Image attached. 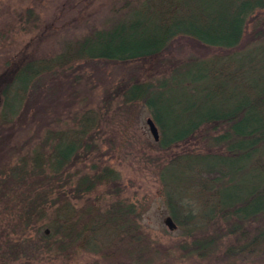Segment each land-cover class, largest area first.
I'll list each match as a JSON object with an SVG mask.
<instances>
[{"label": "rangeland", "instance_id": "rangeland-1", "mask_svg": "<svg viewBox=\"0 0 264 264\" xmlns=\"http://www.w3.org/2000/svg\"><path fill=\"white\" fill-rule=\"evenodd\" d=\"M127 1L132 0H0V74L23 53L49 62L68 44L122 16ZM179 43L158 60L73 61L55 68L38 80L23 115L8 123L0 117V264H264V252H229L264 228V215L232 236L226 234L232 220H208L197 228L195 219L190 232L164 224L169 209L161 171L180 155L220 151L212 139L224 128L204 126L161 150L143 104H124L117 90L132 79L161 80L189 57L221 53L187 39ZM87 111L96 113L99 128L84 135L66 169L56 177L48 162L35 167L37 155L45 159L50 153L52 138L70 137ZM106 169L115 179L100 180L85 193L69 190L81 177L95 180ZM68 199L73 240L54 233L51 223L54 209ZM127 205L134 214L117 218L119 207ZM107 219L109 230L93 226ZM203 238L212 239L206 250L197 244Z\"/></svg>", "mask_w": 264, "mask_h": 264}, {"label": "trees", "instance_id": "trees-1", "mask_svg": "<svg viewBox=\"0 0 264 264\" xmlns=\"http://www.w3.org/2000/svg\"><path fill=\"white\" fill-rule=\"evenodd\" d=\"M122 11V16L68 44L49 62L17 55L0 74L1 119L8 123L17 113L23 115L28 95L39 87L42 75L73 61L158 60L183 39L214 48L221 53L189 57L175 63L161 80L132 79L117 92L124 104H143L157 126L161 150L183 143L204 126L224 128L212 139L220 151L180 155L163 168L160 178L177 228L190 232L196 228L189 225L195 219L197 228L208 220H232L226 234H239L244 225L264 215V0H132ZM246 35L249 41L242 46ZM98 120L96 113L87 111L77 120L76 132L64 140L52 138L47 158L37 155L34 166L48 162L58 177L82 147L84 135L99 128ZM10 176H17L16 171ZM108 179L115 175L106 169L95 180L81 177L69 190L85 193ZM119 208L117 215L114 212L117 218L134 214L132 205ZM54 214V233L73 240L69 199ZM110 222L93 226L109 230ZM204 241L197 244L206 250L212 239ZM229 252H264V228Z\"/></svg>", "mask_w": 264, "mask_h": 264}, {"label": "water", "instance_id": "water-1", "mask_svg": "<svg viewBox=\"0 0 264 264\" xmlns=\"http://www.w3.org/2000/svg\"><path fill=\"white\" fill-rule=\"evenodd\" d=\"M146 124L148 126L149 132H150L153 140L158 141L159 134H158L157 126L155 125V123L153 122V120L150 117H148L146 119ZM164 224L167 226V228L169 230H173L176 227V224L174 223V221L172 220V218L170 216H168L164 219Z\"/></svg>", "mask_w": 264, "mask_h": 264}]
</instances>
